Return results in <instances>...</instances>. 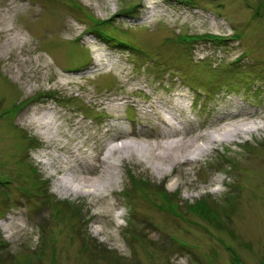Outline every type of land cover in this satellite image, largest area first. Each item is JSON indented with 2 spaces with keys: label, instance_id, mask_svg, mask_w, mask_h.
<instances>
[{
  "label": "rangeland",
  "instance_id": "rangeland-1",
  "mask_svg": "<svg viewBox=\"0 0 264 264\" xmlns=\"http://www.w3.org/2000/svg\"><path fill=\"white\" fill-rule=\"evenodd\" d=\"M3 12L21 43L5 53L0 31V264L264 262L263 126L171 172L123 151L109 159V188L75 195L57 188L56 162H39L70 160L68 149L28 124L47 100L58 137L95 158L112 143L163 140L159 117L177 100L188 107L185 136L236 110L263 123L264 0H0ZM95 56L113 67H95ZM115 126L130 135L112 141ZM162 186L175 211L164 210ZM204 199L207 218L189 208Z\"/></svg>",
  "mask_w": 264,
  "mask_h": 264
},
{
  "label": "bare ground",
  "instance_id": "bare-ground-1",
  "mask_svg": "<svg viewBox=\"0 0 264 264\" xmlns=\"http://www.w3.org/2000/svg\"><path fill=\"white\" fill-rule=\"evenodd\" d=\"M144 17H147V15ZM0 31L7 32V37L5 39L7 42H10V44H3L5 53L13 51L21 43L19 32L10 26L5 12L0 14ZM95 57L97 61L95 67L96 64H101L99 68L106 67L108 70L113 67L112 64L104 62L100 57ZM54 76L56 82L59 84L62 80L65 81L70 79L66 74L60 77V75L54 73ZM57 83L55 84L58 85ZM118 105L119 102L114 98L109 101L107 106L108 109L113 111L118 108ZM162 106L164 107L163 104L156 105V107L160 109L163 108ZM187 108L184 101L177 100L172 105H167V108L162 109L164 113L159 117V120L163 127L158 126V132L154 136L156 138L160 136L164 138L163 140L152 141L139 139L132 142L129 141L131 139H128V141L125 140L121 143H112L106 147L104 155L95 158L91 157L89 154L86 155L85 152L78 155L72 146H67L68 140L65 141L58 137V130L61 129V124L58 123L55 118L54 113L57 114L56 110H52L53 114H51L50 111L34 113L28 119V124L34 127L35 133L41 136L45 142H50L54 149H68L67 152L71 158L70 160H62L57 154H54L49 160H41L40 162L46 165H51L53 161L56 162V167H53L54 169L51 171V174H62L58 177L56 184L57 188L61 190V194L74 193L75 195H90L102 192L111 186L115 174L118 172V166L114 168V165L109 159L115 154L120 161L125 154H127L126 156H130V152H136L143 156L144 160L148 162L154 170L171 172L178 163L195 160L205 155V153L207 154V151L213 147L214 143L233 141L234 138L241 133L257 130L261 126L264 127V122L260 123L255 120L251 122L246 121L247 113L236 110L232 113V116L219 117L222 123H217L212 129L208 130L204 128L201 131H195L192 135L185 136V121L178 116L186 114L188 111ZM114 128L115 129L110 128L109 130V137L112 141L117 142L130 135L128 131L123 132L119 127L115 126ZM64 134L68 139L74 138V136L66 132ZM145 134L148 135V137L152 136L146 132ZM140 141L144 143L142 144ZM74 144L75 142L73 145ZM123 151L126 153L123 154ZM42 153L47 152L41 151V154ZM64 171L66 172L63 174Z\"/></svg>",
  "mask_w": 264,
  "mask_h": 264
},
{
  "label": "trees",
  "instance_id": "trees-1",
  "mask_svg": "<svg viewBox=\"0 0 264 264\" xmlns=\"http://www.w3.org/2000/svg\"><path fill=\"white\" fill-rule=\"evenodd\" d=\"M246 148H248V151H251V145L248 144L246 146ZM224 160V159H223ZM227 158L224 160L226 161ZM129 179L130 181L132 182V185H133V190H139L140 193H143L142 195H144L146 198H150L146 191H147V188L149 189V187L147 186V182L143 181L142 178H139V179H136L135 176L133 175H129ZM152 190V189H151ZM142 191V192H141ZM159 194H160V197H162V201L161 202H164L165 203V208L164 210H168V211H175L174 209V205L170 202V196L168 195V193H166V190L163 188V186L161 187V189L158 190ZM127 199H129L130 195L128 193V191L126 192V195ZM130 200V199H129ZM155 203V202H153ZM157 204V203H156ZM70 205V204H69ZM208 203H207V200H199L198 202H196L194 205H190L189 208H190V212H193V213H196L198 214L199 216L201 217H205L207 218V211L210 209L208 207ZM94 247L96 246V244L94 243L93 245ZM87 246H85V249H86ZM101 248V247H100ZM99 247H97L98 250H100ZM102 249V248H101ZM103 250V249H102ZM105 252V251H104ZM234 260V259H233ZM235 264H236V260H235ZM239 264V263H237ZM264 264V262L262 263Z\"/></svg>",
  "mask_w": 264,
  "mask_h": 264
}]
</instances>
